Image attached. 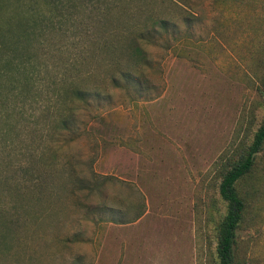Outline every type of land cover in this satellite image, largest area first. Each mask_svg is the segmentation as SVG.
I'll return each mask as SVG.
<instances>
[{"label": "rangeland", "instance_id": "1", "mask_svg": "<svg viewBox=\"0 0 264 264\" xmlns=\"http://www.w3.org/2000/svg\"><path fill=\"white\" fill-rule=\"evenodd\" d=\"M137 2L176 24L147 44L149 87L111 88L103 115L82 135L59 133L58 153L38 163L57 186L39 198L27 190L28 214L14 207L16 145L0 133V212L8 214L0 233L12 244L1 250L0 264H215L221 159L264 114V0ZM71 166L86 181L93 171L108 177L103 190L127 222L97 221L101 211L85 204L100 194L87 184L74 191ZM244 183L249 209L236 264H264V152L254 181Z\"/></svg>", "mask_w": 264, "mask_h": 264}, {"label": "trees", "instance_id": "2", "mask_svg": "<svg viewBox=\"0 0 264 264\" xmlns=\"http://www.w3.org/2000/svg\"><path fill=\"white\" fill-rule=\"evenodd\" d=\"M175 26L169 16L155 14L137 0H0V133L12 139L19 157L16 168L12 165L14 207L28 214L27 190L37 198L48 185L57 186L50 181L51 171L38 163L58 153L59 133L82 135L103 115L101 102L110 97L111 88L142 93L149 87L143 69L151 61L147 44ZM258 94L264 112V73ZM82 109L86 119L79 116ZM256 125L221 159L217 191L224 208L217 209L214 224L215 264H236L239 229L249 209L243 184L254 181L264 152V114ZM70 177L74 191L87 184L91 192H99L100 201L85 204L101 211L97 221L127 222L122 207L110 204L103 190L102 179L108 177L93 171L86 181L75 166ZM142 214L138 210L135 218ZM7 216L0 212L3 222ZM10 240L0 233V253L11 248Z\"/></svg>", "mask_w": 264, "mask_h": 264}]
</instances>
